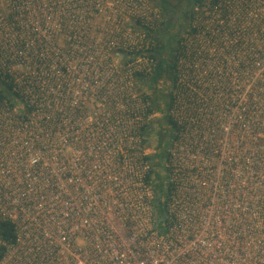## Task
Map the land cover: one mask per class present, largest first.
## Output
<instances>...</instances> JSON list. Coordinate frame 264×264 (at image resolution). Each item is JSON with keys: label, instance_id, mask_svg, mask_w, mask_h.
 <instances>
[{"label": "built area", "instance_id": "obj_1", "mask_svg": "<svg viewBox=\"0 0 264 264\" xmlns=\"http://www.w3.org/2000/svg\"><path fill=\"white\" fill-rule=\"evenodd\" d=\"M159 2L0 0V264H264V0H203L180 34L162 217Z\"/></svg>", "mask_w": 264, "mask_h": 264}, {"label": "trees", "instance_id": "obj_2", "mask_svg": "<svg viewBox=\"0 0 264 264\" xmlns=\"http://www.w3.org/2000/svg\"><path fill=\"white\" fill-rule=\"evenodd\" d=\"M185 3L184 6H196L199 4L198 0H183ZM197 3V4H195ZM159 6L162 10V14L164 17V24L166 29L161 33L160 36H158L159 40L158 42L162 43L163 50L160 52L159 56L157 57V66L155 68V72L152 75L151 78L149 79H141L145 85L150 83L152 85V92L153 94L149 95L148 93L146 94L147 98L151 101L152 103V112H156L160 110L161 105L163 104L164 107L165 105L167 106L169 104V98H170V93L169 94H163L162 90L159 87V80L162 78V76L165 73H174V68H173V58L175 57V46L179 40L180 34L182 32V29L184 27H187L189 23V19L192 15L191 12L188 13L187 7L181 8L183 11L182 15V24L181 26L176 20L175 15L172 14V9H175L176 5H171L167 0H160ZM169 16V17H168ZM187 22V24H186ZM181 27V28H180ZM162 113V121L163 124H170V121L168 119L167 113L164 109H161ZM162 124V122H160ZM153 131L152 125L147 126L143 130V134L145 137V143H147L148 138ZM164 143V142H163ZM152 162V170H151V176L150 179L153 184V188L157 192L163 187L165 181H160V171L162 170V166L166 165L167 163V155L165 151L162 150L155 154L151 155L149 158ZM158 180V183H155ZM157 215L158 216H163L164 213V207L158 206L157 202L155 205ZM15 237L14 234V227L11 222L8 221H1L0 222V257L2 256L3 253V242H8L12 241Z\"/></svg>", "mask_w": 264, "mask_h": 264}, {"label": "rangeland", "instance_id": "obj_3", "mask_svg": "<svg viewBox=\"0 0 264 264\" xmlns=\"http://www.w3.org/2000/svg\"><path fill=\"white\" fill-rule=\"evenodd\" d=\"M172 6L173 5H176L175 6V9H172V14L175 15L176 17V20L177 22L179 23V25L181 26L182 24V15H183V11L181 10V8H183V6L185 5V3H183L184 1L183 0H167ZM199 2L203 1V0H198ZM197 4V3H195ZM187 7V11L188 13L193 11L194 9V5L191 6V5H188V6H184V8ZM162 11V10H161ZM169 17V16H168ZM187 24V22H186ZM181 28V27H180ZM186 27H184L182 29V32L183 30L185 29ZM181 32V33H182ZM172 83H173V73H165L162 78L159 80V87L160 89L162 90L163 94H169L170 91H171V88H172ZM150 84V83H149ZM147 84L148 87H144L146 92L148 91L150 94H153L152 90V85L150 84ZM162 107V106H161ZM160 107V109H161ZM164 109V108H163ZM165 110V109H164ZM160 122L163 123L162 121V113H160V111H156L155 112V117L152 121V127H156V125H159ZM165 127H167V124H165ZM149 146V145H148Z\"/></svg>", "mask_w": 264, "mask_h": 264}, {"label": "flooded vegetation", "instance_id": "obj_4", "mask_svg": "<svg viewBox=\"0 0 264 264\" xmlns=\"http://www.w3.org/2000/svg\"><path fill=\"white\" fill-rule=\"evenodd\" d=\"M168 133L167 127H165V124H159L156 125V127H153V131L151 132L149 138H148V145L152 150V155H155L159 153L162 150L163 142L166 139ZM160 181H165L164 185L168 187V181L162 178V170L160 171ZM163 185V186H164Z\"/></svg>", "mask_w": 264, "mask_h": 264}, {"label": "water", "instance_id": "obj_5", "mask_svg": "<svg viewBox=\"0 0 264 264\" xmlns=\"http://www.w3.org/2000/svg\"><path fill=\"white\" fill-rule=\"evenodd\" d=\"M167 172V167L165 165L162 166V178L167 180L168 179V174ZM158 183V180L155 182ZM167 191L168 187L166 184L157 192L156 194V201L158 206H165L166 204V199H167Z\"/></svg>", "mask_w": 264, "mask_h": 264}]
</instances>
